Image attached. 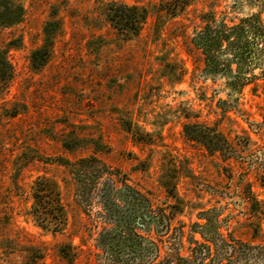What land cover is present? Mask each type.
Returning a JSON list of instances; mask_svg holds the SVG:
<instances>
[{
  "label": "rangeland",
  "instance_id": "1",
  "mask_svg": "<svg viewBox=\"0 0 264 264\" xmlns=\"http://www.w3.org/2000/svg\"><path fill=\"white\" fill-rule=\"evenodd\" d=\"M185 1L15 0L24 18L0 24V49L8 51L15 71L0 99V264H25L36 252L46 264H68L60 253L65 245L74 248V264H98L102 207L76 204L73 180L59 159L96 154L158 205L173 203L161 180L174 177L184 203L178 219L186 225L217 201L244 220L240 188L246 184L264 201L258 181L264 164V77L233 90L228 78L208 72L192 42L202 14L213 11L219 20L237 22L261 7L256 0H188L183 7ZM113 3L147 10L138 38L125 41L112 28L107 10ZM50 22V31L58 30L48 62L37 69L32 57L44 45ZM261 68L247 75L261 76ZM222 108L235 112L224 118ZM188 123H217L231 139L247 132L253 146L241 155L243 169L233 163L226 174L218 156L187 140ZM39 177L60 185L69 218L62 234L43 231L28 215Z\"/></svg>",
  "mask_w": 264,
  "mask_h": 264
},
{
  "label": "trees",
  "instance_id": "2",
  "mask_svg": "<svg viewBox=\"0 0 264 264\" xmlns=\"http://www.w3.org/2000/svg\"><path fill=\"white\" fill-rule=\"evenodd\" d=\"M187 1L182 3L183 7L190 4ZM256 1L261 11L237 22L219 20L213 11L202 14V27L192 41L202 53L208 72L228 78L233 90L264 77V68L261 76L247 75L252 68L264 66V0ZM107 11L118 36L125 41L139 37L147 20L146 9L113 3ZM24 15V8L15 0H0V24H18ZM49 27L51 22L44 28V45L32 57V66L37 69L48 62L58 30L50 31ZM41 51L43 54L39 56ZM14 74L8 51L0 49V99L8 92ZM219 102L226 104L223 100ZM222 110L224 118L235 112V108ZM260 127L264 132V120ZM127 131L131 132L132 127ZM184 133L189 142L202 146L209 156H218L228 175L233 163L243 169L245 162L241 155L250 152L253 146L247 132L231 139L217 123L213 126L188 123L184 125ZM57 164L73 180L79 207L87 209L95 203L102 207V229L95 242L98 264H264V201L258 198L251 184L240 188L241 199L246 204L244 220L238 219L227 204L217 201L218 205L202 209L197 220L186 225L178 219L183 215L184 203L170 175L162 177L161 186L173 203L158 205L151 193L133 185L127 175L96 154L74 161L59 159ZM258 178L264 188V164ZM215 196L225 198L219 193ZM32 199L28 215L35 225L43 231L62 234L69 218L59 183L39 177L33 186ZM242 232H247L250 239L244 238ZM73 249L72 245L60 249L68 264L75 263ZM38 254L25 264H46Z\"/></svg>",
  "mask_w": 264,
  "mask_h": 264
}]
</instances>
